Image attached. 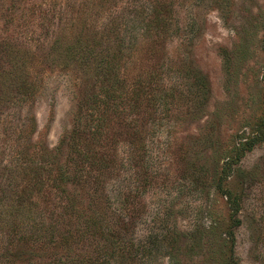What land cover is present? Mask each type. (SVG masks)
<instances>
[{
	"label": "rangeland",
	"instance_id": "obj_1",
	"mask_svg": "<svg viewBox=\"0 0 264 264\" xmlns=\"http://www.w3.org/2000/svg\"><path fill=\"white\" fill-rule=\"evenodd\" d=\"M155 3L165 6L160 25L130 23L132 38L118 40L111 20ZM102 31L124 46L111 71L120 80L115 99L92 146L106 165L100 176L91 171L100 177L96 202L90 185L61 183L75 209L66 212L64 195L32 162L53 170L64 163L61 142L74 126L81 85L73 70L39 56ZM4 39L34 58L26 99L0 107L3 205L21 196L45 213L46 225L61 216L58 229L75 236L63 249L3 245L6 264L70 251L93 259L72 218H100L103 209L116 211L113 230L135 251L104 264H264V0H0Z\"/></svg>",
	"mask_w": 264,
	"mask_h": 264
},
{
	"label": "trees",
	"instance_id": "obj_2",
	"mask_svg": "<svg viewBox=\"0 0 264 264\" xmlns=\"http://www.w3.org/2000/svg\"><path fill=\"white\" fill-rule=\"evenodd\" d=\"M164 8L163 3L138 4L134 10L130 9L128 12L131 16L127 18L125 15L117 16L111 20L109 27L112 30L116 28L120 30L118 40L125 44V38L130 37L132 28L130 23L137 24L144 29L149 28L152 22L159 26ZM108 36L110 32L107 31L95 33L87 39H76L65 48L52 47L39 56V60L50 67L73 70L81 85V100L75 112L74 126L70 134L61 142L62 146L66 147L64 163L59 165L54 163L56 170H53L51 165L43 167V165L39 166L34 161L32 162L35 165L34 173L39 172L51 177L53 188L58 189L64 195L66 205L62 209L66 212L75 209L72 198L67 190L60 186L61 183L72 181L81 185H90L92 188L90 199L96 202L95 200L99 197L97 185L100 177H93L91 171H96L100 176L106 165V159L99 157L92 146L99 143L102 124L110 108L108 100L115 99L112 90L120 83V80L111 71L118 61L117 56L124 49L122 42L115 46L109 44ZM7 39L0 42V107L10 110L26 99L29 91L27 60L34 57L24 45ZM51 162H53L52 159ZM8 181L5 179V183ZM6 188L10 190L9 183L6 184ZM6 191L4 190L0 195V205H2L0 207V247L10 243L17 247L22 245L61 246L62 249L69 247L68 243L70 240L73 241L75 236L70 228L67 229V226L63 231L58 229L59 220H63V217L59 216L60 219L56 221L51 219V223L46 225L45 213L35 211L34 204H26L25 199L18 195L12 197V200L4 206L7 200ZM106 204L111 208V199L108 197H106L104 206ZM32 207L33 209H30ZM98 207L101 208V206ZM105 210L108 211V208ZM100 213L102 216L100 218H104L102 220L104 223L98 215L90 212H78L72 218L76 220V225L79 227L75 230L77 240L79 242L90 241L87 248L90 253L94 254L93 259L89 253L88 256L80 253L71 255L70 251L66 258L56 257L48 261L36 262L26 260L18 264H104L103 260L106 258L118 257L117 259L124 260L126 256L128 258L132 256L135 251L130 239L120 238L113 230L115 228L111 221L116 219V211L105 213L103 209ZM8 259V255L0 252V264H6Z\"/></svg>",
	"mask_w": 264,
	"mask_h": 264
}]
</instances>
